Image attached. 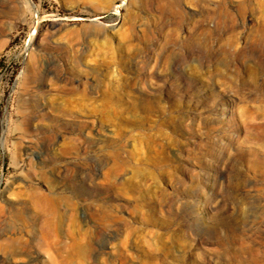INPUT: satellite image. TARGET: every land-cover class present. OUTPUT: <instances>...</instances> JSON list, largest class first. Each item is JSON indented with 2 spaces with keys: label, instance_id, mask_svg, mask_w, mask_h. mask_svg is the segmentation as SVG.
I'll list each match as a JSON object with an SVG mask.
<instances>
[{
  "label": "rangeland",
  "instance_id": "374dc122",
  "mask_svg": "<svg viewBox=\"0 0 264 264\" xmlns=\"http://www.w3.org/2000/svg\"><path fill=\"white\" fill-rule=\"evenodd\" d=\"M8 227L0 264H264V0H0Z\"/></svg>",
  "mask_w": 264,
  "mask_h": 264
},
{
  "label": "bare ground",
  "instance_id": "6f19581e",
  "mask_svg": "<svg viewBox=\"0 0 264 264\" xmlns=\"http://www.w3.org/2000/svg\"><path fill=\"white\" fill-rule=\"evenodd\" d=\"M42 198L41 196H39L38 200ZM44 198V197H43ZM51 205H52V209L54 210V203H53V200L51 199ZM40 206V205H39ZM50 210V211H53V210ZM39 210L41 212H44L47 210L45 207H40ZM52 213V212H51ZM46 214V213H45ZM53 216V215H52ZM12 217L13 219H21L23 221H27L29 223V221L25 218V211L20 209V210H17L15 212L12 213ZM44 223V222H43ZM46 227L44 225V227L46 228L45 230V234L47 235H52L53 236V233L56 231L55 228V223H52L51 221H47L46 220ZM44 223V224H45ZM42 225V224H41ZM14 227V226H13ZM16 227V226H15ZM42 227V226H41ZM12 227H8L3 233H0V252L4 255H7L8 257H12V256H16L17 254H20L24 251H29L30 248H29V243L27 242V239H25L23 237V235L20 233V230L18 231V229L14 228V231L11 229ZM49 235V236H50ZM51 237V236H50ZM52 239H54L52 237ZM46 240V239H45ZM44 240V241H45ZM48 241V239L46 240ZM51 241V240H49ZM53 242V240H52ZM49 245V244H48ZM80 246V245H79ZM77 247V246H76ZM82 247V246H80ZM50 248V247H49ZM23 250V251H22ZM50 250V249H47V251ZM78 250V249H77ZM46 251V250H45ZM83 251V250H82ZM49 252V251H48ZM28 253V252H27ZM26 253V254H27ZM78 253V252H77ZM80 253V252H79ZM29 254V253H28ZM51 255V254H50ZM52 256V255H51ZM50 256V257H51ZM31 264V263H30Z\"/></svg>",
  "mask_w": 264,
  "mask_h": 264
}]
</instances>
